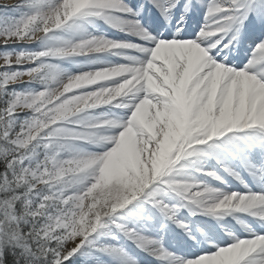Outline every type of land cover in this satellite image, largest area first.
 <instances>
[{
	"label": "snow or ice",
	"instance_id": "6c2138e0",
	"mask_svg": "<svg viewBox=\"0 0 264 264\" xmlns=\"http://www.w3.org/2000/svg\"><path fill=\"white\" fill-rule=\"evenodd\" d=\"M0 264H264V0H2Z\"/></svg>",
	"mask_w": 264,
	"mask_h": 264
},
{
	"label": "rangeland",
	"instance_id": "374dc122",
	"mask_svg": "<svg viewBox=\"0 0 264 264\" xmlns=\"http://www.w3.org/2000/svg\"><path fill=\"white\" fill-rule=\"evenodd\" d=\"M0 2H2V0H0ZM10 2L14 3V2H15V0H10Z\"/></svg>",
	"mask_w": 264,
	"mask_h": 264
}]
</instances>
